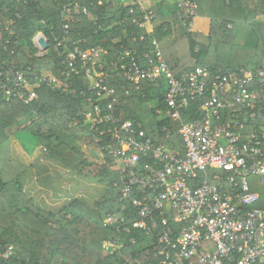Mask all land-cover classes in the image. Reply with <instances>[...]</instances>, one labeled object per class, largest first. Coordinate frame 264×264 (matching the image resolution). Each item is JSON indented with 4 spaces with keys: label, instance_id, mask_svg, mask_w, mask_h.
I'll return each instance as SVG.
<instances>
[{
    "label": "trees",
    "instance_id": "16d2710c",
    "mask_svg": "<svg viewBox=\"0 0 264 264\" xmlns=\"http://www.w3.org/2000/svg\"><path fill=\"white\" fill-rule=\"evenodd\" d=\"M182 1L142 0L146 10H154L160 19L152 31L132 22L135 14L130 13L129 6H114L108 0H0V67L13 65L24 70L29 85L22 92L36 93L26 103L0 92V241L16 250L0 264L121 263L119 254H109L104 248V241L119 233L115 226H105L103 220L109 213H127L122 211L121 201L123 173L107 164L81 114L91 102L98 101L93 85L103 78V84L118 94V114L132 119L156 141L172 147L179 144L184 150L179 126L167 116L166 88L146 81L136 89L110 61L129 51L143 62L146 53L156 54L173 34L176 41L162 52L178 77L200 64L232 74L254 62L249 56L243 64L214 65L211 52H260L261 39L253 22L258 13H264V0H198L200 19L191 29L178 14ZM135 13L142 16L140 9ZM39 31L49 41L44 55H39L33 42ZM185 39L189 55L184 49ZM76 47L82 51L105 47L109 54L90 64V74L81 66L80 73H69V58ZM44 73L54 75L57 81L49 85L36 79ZM159 107L163 115L157 113ZM260 107L256 118L241 115L249 131H264L261 97ZM191 117L184 114V119ZM165 126L172 131L170 139L166 138ZM22 133L32 145L25 143ZM43 153L69 170L106 184V193L94 205L78 197L54 200L45 189L28 195L21 176ZM253 179L252 189L260 192L259 205L264 206V183ZM125 202L127 211L137 218L131 200ZM130 250L127 247L123 252Z\"/></svg>",
    "mask_w": 264,
    "mask_h": 264
},
{
    "label": "built area",
    "instance_id": "2783aa9c",
    "mask_svg": "<svg viewBox=\"0 0 264 264\" xmlns=\"http://www.w3.org/2000/svg\"><path fill=\"white\" fill-rule=\"evenodd\" d=\"M108 1L129 6L135 14L132 22L139 27L153 31L160 21L142 0ZM137 9L142 16L136 15ZM83 11L89 13L87 7ZM178 14L194 28L200 18L198 0L180 2ZM39 38L36 46L44 55L48 48ZM105 54V47H76L69 73H80L81 66L90 74V64ZM115 57L112 68L136 89L146 81L166 88L167 116L178 124L185 149L156 141L118 114V94L103 78L93 85L98 101L81 114L107 164L123 173L122 211L127 212L104 218L103 224L115 226L119 233L104 241L106 252L119 254L120 264H264V206L251 180L264 183V131H249L241 118H256L263 108H258V100L264 99V65L227 74L200 64L178 77L161 47L154 55L146 53L143 62L129 51ZM56 78L47 73L36 77L49 85ZM28 85L24 70L0 67V92L29 103L36 93L25 95L22 89ZM157 113L163 115V109ZM184 114L192 117L184 119ZM163 130L170 139L171 129ZM128 198L135 219L127 211ZM127 247L131 250L123 252ZM15 253L13 245L4 247L0 241V261Z\"/></svg>",
    "mask_w": 264,
    "mask_h": 264
},
{
    "label": "crops",
    "instance_id": "0c3cea01",
    "mask_svg": "<svg viewBox=\"0 0 264 264\" xmlns=\"http://www.w3.org/2000/svg\"><path fill=\"white\" fill-rule=\"evenodd\" d=\"M231 26H232V24L230 23L229 27H231ZM253 26H254V29L257 33V36L259 37V39H261L260 52H253V53L252 52H228V53L227 52H211V55L213 56L212 62L214 63V65H216V64L228 65L229 64L230 66H235V64H238V63H241V64L246 63L245 59L248 58L249 56H251L252 58H254V62H252L251 64L260 63L263 66L264 65V13H258L256 15V17L254 18ZM175 38H176L175 34L171 35L163 43V46L164 47L169 46L170 44L175 42ZM228 56H229V60L227 58ZM231 59H234L233 62L230 61ZM251 64L250 65L246 64V66H243V67H249V68L255 67L254 65H251ZM40 159H42V158H39L37 160L35 166L32 168H29L26 172L28 173L30 171V174L35 175V172L38 169V167H36V165L38 164ZM56 165H58V163ZM67 170H69V169H67ZM69 171H72V170H69ZM26 172L21 176V181H22L23 187H24L23 177L25 176ZM74 173L77 174L74 176L77 186H75L74 187L75 189L73 188L72 190H75L76 192L75 193L73 192L71 194V196H69V198L70 197H79L80 199H82L83 201H86L87 203L88 202L94 203L92 201L93 200L92 196H89L88 195L89 192L86 191L87 188H90L91 192L98 193L102 196L106 193V191H107L106 184H101V183L94 181L91 178L84 176L80 173H77V172H74ZM44 174H45V172L43 171V175ZM57 176H59V174ZM29 178L31 179L30 176H29ZM45 178L48 179L47 174H45ZM30 183H33V179H32V182H30ZM31 186H33V188H35V191L32 188H31V191L28 190L30 192V193L28 192L29 195L35 196L39 192V190L45 189V190H48L50 192L51 197L54 200H62V199L67 198L68 196H66V195L68 194L69 190L71 189L70 184H65L61 180L49 181L48 183H46L44 181V183H42L40 186H37V185L34 186V184H31Z\"/></svg>",
    "mask_w": 264,
    "mask_h": 264
},
{
    "label": "rangeland",
    "instance_id": "374dc122",
    "mask_svg": "<svg viewBox=\"0 0 264 264\" xmlns=\"http://www.w3.org/2000/svg\"><path fill=\"white\" fill-rule=\"evenodd\" d=\"M41 35H43V33L41 31L37 32L35 37L33 38V42L35 45H37L39 47L38 44V40L37 37H41ZM44 36V35H43ZM176 41V38H175ZM174 43V42H173ZM172 43V44H173ZM184 43V41H183ZM170 44V45H172ZM185 44L184 45V49L187 51L186 53L189 55L190 51H189V47H188V43H187V39H185ZM169 45V46H170ZM167 46V48L169 47ZM161 48L162 50H164L166 47L163 46V44H161ZM38 53V52H37ZM25 134L23 136V140L25 141V143L30 146L32 145V141L29 140L27 137L26 133H22ZM21 134V135H22ZM89 156L91 157L93 154V150L90 149L88 151ZM42 159H40V161L38 162V164L36 165V167H38V169L35 172V175L30 174V171L23 177V181H24V188L25 191H27V194L29 195V191H31V188L35 191V188H33V186H31V184L40 186L42 183H44V181L46 183H48L49 181H57V180H61L62 182H64L65 184H70V190L68 192V194L66 196H68L67 198H69V196H71V194L74 192H76L75 190H72L75 186H77L76 182H75V178L74 176L77 175L75 174L73 171H69L67 170L62 164L53 161L52 159H50L49 157H47V153H43V155L40 157ZM43 171L45 172V174H47V178H45V174L43 175ZM59 174V176H57ZM29 176L31 177V179L29 178ZM33 179V183L32 182ZM38 188V187H37ZM75 189V188H74ZM29 190V191H28ZM89 196H92L93 198V202L94 203H89L90 205H94L95 201H97L102 195L95 193V192H91L90 188L86 189ZM29 192V193H28ZM86 193V192H85ZM103 194V193H102ZM65 196V197H66ZM64 198V197H63ZM79 198V197H78ZM82 200V199H81ZM86 202V201H85Z\"/></svg>",
    "mask_w": 264,
    "mask_h": 264
},
{
    "label": "water",
    "instance_id": "95a60500",
    "mask_svg": "<svg viewBox=\"0 0 264 264\" xmlns=\"http://www.w3.org/2000/svg\"><path fill=\"white\" fill-rule=\"evenodd\" d=\"M39 42L47 49L49 45V41L45 36L39 38Z\"/></svg>",
    "mask_w": 264,
    "mask_h": 264
}]
</instances>
